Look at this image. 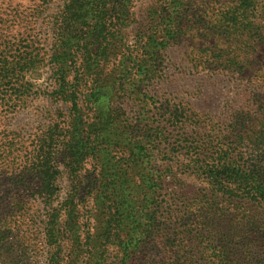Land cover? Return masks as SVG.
<instances>
[{"label":"trees","instance_id":"trees-1","mask_svg":"<svg viewBox=\"0 0 264 264\" xmlns=\"http://www.w3.org/2000/svg\"><path fill=\"white\" fill-rule=\"evenodd\" d=\"M129 1L67 0L54 21V58L61 69L53 77L54 93L68 104L73 122L68 120L65 128L35 137L29 150L19 148L16 158L12 156L19 144L14 139L0 140V177L7 167L17 172L15 177L6 178L13 187L7 192L13 194L7 199L9 204L0 202V264H152L155 260L151 262L147 256L152 249L160 252L162 264H264V146L252 147L250 130L246 131V119L240 112L222 115L223 120L212 123L203 140L194 134L202 125L180 107L162 106L154 114L157 122L147 117L139 124L143 120L137 117L119 137L111 129L112 125H123L116 122L119 115L113 120L110 112H102L104 118L95 122L86 113L93 109H85L84 100L99 109L93 76L99 77L101 72H93L92 67L107 64L114 43L118 47L111 56L116 58L120 50V63L128 62L116 78L126 94L128 88L134 90L137 77L143 75V83L159 74L157 60L146 64L141 49L156 50L166 40L181 36L185 14L202 0H166L163 5L170 15L163 10L162 22L150 27L154 38L138 50L126 44L120 29L128 25ZM226 2L223 34L236 36L241 29L251 27L257 48H263L264 0ZM159 33L163 34L162 42H158ZM68 64L80 68L69 72L65 68ZM85 65L90 73L80 74ZM4 79L3 86L14 88L11 79ZM22 96L0 92V105L12 104ZM149 102L145 96L139 111L150 108L153 104ZM63 133L69 144L73 141L68 136L74 139L72 134H76L73 148L83 159L90 158L85 163L105 161L117 144L125 145L123 162L119 160L122 165L116 161L113 169L105 170L107 164H103L95 180L78 182L100 214L95 233L86 234L78 222L79 190L60 195L61 172L54 167V154L56 138ZM126 135L127 142L123 139ZM113 142L116 144H110ZM104 143H109L106 149ZM159 156L171 158L168 170L162 171L166 180L197 178L204 188L188 193L180 180L183 187L167 188L159 172L154 174ZM26 200L39 201L42 209L32 213Z\"/></svg>","mask_w":264,"mask_h":264},{"label":"rangeland","instance_id":"rangeland-1","mask_svg":"<svg viewBox=\"0 0 264 264\" xmlns=\"http://www.w3.org/2000/svg\"><path fill=\"white\" fill-rule=\"evenodd\" d=\"M66 1L0 0V92L23 94L15 102H10L12 104L0 105V140L14 139L19 144L12 157L18 156L19 148L29 150L35 137L39 138L43 133L52 134L61 126L63 128L68 120H72L68 113V104L61 102L59 96L54 93L56 88L53 80L54 74L60 69L54 58V21ZM165 1L128 2L131 3L128 25L120 28L124 32L126 44L138 50L139 45L142 48L148 39L154 38L150 27L162 22L160 17L167 12L163 5ZM228 4L226 0H202L195 6L191 5L185 14L181 36L166 40L165 45L156 50L141 49L140 55L145 58L146 64L157 60L159 74L143 83L140 81L144 76L137 77L134 81V92L129 88L126 94L121 92L119 79L116 78L121 77L117 75L125 69L128 62L126 61V65L120 63V50L117 51L116 58L111 56L118 47V43H114L108 51L110 57L107 64L92 67L93 72H101L99 77L93 76L98 86L93 94L96 99L100 97L97 104L101 111L94 109L84 100L82 104L85 109L96 110L95 114L93 110L86 113L93 117L95 122H98L99 117L104 118L102 112H110V118L113 120L119 115L116 122L123 125L111 126L112 132L119 137L125 134L124 127L128 131V124L137 122V117L143 120L139 124H144L147 117L157 122L158 117H154V114L160 112L162 106H169L170 109L180 107L188 112L192 121L202 125V129L197 128L194 134L198 135L197 140H203L209 135L212 123H220L223 120L222 115L227 112L238 111L246 119V131L250 130L248 134L252 147L255 144L257 148L264 146V47L257 48L255 33L249 29L251 27L241 29L235 33L236 36L223 34L226 25L223 10ZM242 13L243 10H240L239 14ZM167 15L170 13L167 12ZM203 20H206L204 24L201 23ZM163 22L168 23L166 19ZM247 24L246 21L245 25ZM162 35H157L160 40L158 42H162ZM21 67L23 69L20 70ZM65 68H69V72L78 71L80 65L68 64ZM90 70L85 65L80 74L90 73ZM4 77L11 79L14 88L2 85L5 82ZM85 77L93 79L92 76ZM145 96L150 98L149 104L153 105L139 111L138 105L140 106ZM12 97L15 99L16 95ZM127 98H131L132 103ZM79 126L81 127L80 124ZM72 135L74 139L67 134L73 141L72 144L67 142L66 133H63L61 138H56L58 143L54 154V167L61 172L59 191L62 198L69 192L75 194L79 190L78 196L81 195L82 200L79 201L75 212L79 217L78 222L86 234L89 231L95 233L100 226V214L96 212L86 189L78 182L95 180L103 164H107L105 170L113 169L116 161L118 166L122 165L119 160L123 162L121 156L126 151L125 145L120 147L117 144L113 154L105 161L85 163L90 158L83 159L76 154L73 147L77 137L75 133ZM123 139L129 141L128 135ZM107 144L109 143H104V149ZM113 157L117 160H113ZM170 159V156L157 157V168L154 170V174L159 172L158 176L165 179L167 188L183 187L179 180L184 183L188 193L204 188L202 181L197 178L178 176V179L172 177L166 180V174L162 171L168 170ZM55 169L52 166V172L55 173ZM6 171L0 177V202L5 201V205H8L7 199L13 194L8 195L7 192L13 187L8 185L6 178L15 177L17 172L9 167ZM135 189L136 187H133V190ZM26 204L32 213L42 209L37 200H26ZM34 239L37 244L39 240ZM32 247L36 252L39 251L38 248ZM147 256L151 262L155 260L152 264H162L159 251L152 249ZM163 260L166 261L165 258ZM140 264L146 262L142 261Z\"/></svg>","mask_w":264,"mask_h":264}]
</instances>
